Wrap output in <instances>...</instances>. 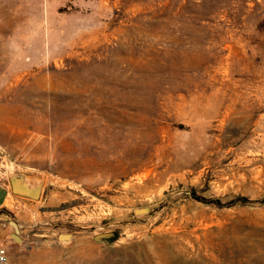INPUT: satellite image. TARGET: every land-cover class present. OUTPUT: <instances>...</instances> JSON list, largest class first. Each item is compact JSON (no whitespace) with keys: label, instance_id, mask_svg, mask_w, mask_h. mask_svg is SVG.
<instances>
[{"label":"rangeland","instance_id":"374dc122","mask_svg":"<svg viewBox=\"0 0 264 264\" xmlns=\"http://www.w3.org/2000/svg\"><path fill=\"white\" fill-rule=\"evenodd\" d=\"M0 111L6 264H264V0H0Z\"/></svg>","mask_w":264,"mask_h":264},{"label":"water","instance_id":"95a60500","mask_svg":"<svg viewBox=\"0 0 264 264\" xmlns=\"http://www.w3.org/2000/svg\"><path fill=\"white\" fill-rule=\"evenodd\" d=\"M9 183L13 194L29 198L32 200H38L41 197L43 191V182L39 179L24 175L21 173H11L9 176ZM147 211V209H142ZM10 225L13 227V231L7 235V240L11 244L26 245L33 243V241L26 240L19 231V227L16 221H10ZM73 239L71 233H61L56 239L47 238L44 239V243L51 244L54 242H69Z\"/></svg>","mask_w":264,"mask_h":264},{"label":"crops","instance_id":"0c3cea01","mask_svg":"<svg viewBox=\"0 0 264 264\" xmlns=\"http://www.w3.org/2000/svg\"><path fill=\"white\" fill-rule=\"evenodd\" d=\"M24 197L15 195L12 193L11 191V186L8 183H0V207H3L6 205L7 201H12L15 205L13 206L14 208L19 207L18 205L21 203V201L19 199H23ZM11 210V208H9ZM1 219V216H0ZM2 223H0V242L3 243V245H5V247L8 250H12L14 244L9 243V241L7 240V235L9 233V231L5 230V228H3V225H1ZM5 242V243H4Z\"/></svg>","mask_w":264,"mask_h":264},{"label":"trees","instance_id":"16d2710c","mask_svg":"<svg viewBox=\"0 0 264 264\" xmlns=\"http://www.w3.org/2000/svg\"><path fill=\"white\" fill-rule=\"evenodd\" d=\"M196 199L205 203H215L217 205H221V202L219 200H208L206 198H203L201 196H196ZM234 201H240L242 203H246L248 202V199L246 197L240 196L237 199H235Z\"/></svg>","mask_w":264,"mask_h":264},{"label":"built area","instance_id":"2783aa9c","mask_svg":"<svg viewBox=\"0 0 264 264\" xmlns=\"http://www.w3.org/2000/svg\"><path fill=\"white\" fill-rule=\"evenodd\" d=\"M7 261V250L4 246L0 245V264H6Z\"/></svg>","mask_w":264,"mask_h":264},{"label":"bare ground","instance_id":"6f19581e","mask_svg":"<svg viewBox=\"0 0 264 264\" xmlns=\"http://www.w3.org/2000/svg\"><path fill=\"white\" fill-rule=\"evenodd\" d=\"M50 78V77H49ZM46 84V83H45ZM50 84V83H49ZM45 86V85H44ZM52 90V89H51ZM53 101V100H52ZM1 112V111H0ZM170 248H171V246H170ZM151 251V250H150ZM172 251V250H171ZM158 253V252H157ZM154 254V253H153ZM157 261V260H156ZM148 263V262H147ZM157 263V262H156ZM164 264V263H163Z\"/></svg>","mask_w":264,"mask_h":264}]
</instances>
